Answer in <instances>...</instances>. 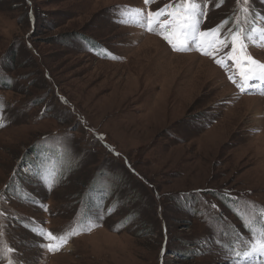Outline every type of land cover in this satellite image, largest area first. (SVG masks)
I'll list each match as a JSON object with an SVG mask.
<instances>
[{
	"label": "rangeland",
	"instance_id": "374dc122",
	"mask_svg": "<svg viewBox=\"0 0 264 264\" xmlns=\"http://www.w3.org/2000/svg\"><path fill=\"white\" fill-rule=\"evenodd\" d=\"M245 1L199 0L198 31ZM169 2L0 0L1 257L232 264L241 203L264 209V84L237 80L220 39L165 44ZM261 39L243 57L264 64Z\"/></svg>",
	"mask_w": 264,
	"mask_h": 264
},
{
	"label": "snow or ice",
	"instance_id": "6c2138e0",
	"mask_svg": "<svg viewBox=\"0 0 264 264\" xmlns=\"http://www.w3.org/2000/svg\"><path fill=\"white\" fill-rule=\"evenodd\" d=\"M145 3H149V0H145ZM175 7L176 10L168 13L171 20L157 21L162 28H171V33L164 34L163 39H165L172 46L173 50H181L188 47L189 40L195 42L197 40V36H199L201 38L199 41L200 50L203 51L205 55H208L209 53L204 51V44H207L209 48H213V46L217 43L219 29L208 30V33L198 31L197 24L199 23V19L204 15L203 8L201 7L199 0H178ZM163 15L164 12L162 11L148 13L147 27L149 31H152L153 29V16L160 17ZM209 34L213 36L212 40L206 39ZM219 43L223 45L226 43V40L221 39L219 40ZM231 49L232 53L231 55H228V59L232 60L237 65L242 78L246 82L252 80L264 82V64H258L251 56L241 58L238 55L239 52L244 50V45L239 33L231 37ZM216 63L222 67L224 66L220 59H217ZM247 65H251L252 67H247ZM256 68L259 69L258 73L255 72ZM229 79H232V77H229ZM238 87L243 88V85H238ZM262 227H264V225H262ZM47 236L51 239H60V237L53 233H47ZM241 242L244 243V241ZM40 246L43 247L42 244ZM47 248L48 251L58 250V247L54 246L51 241L47 245ZM7 251L11 252L13 250L8 249ZM261 257H264V236H262L259 240L253 236L251 240L247 242L246 249L242 252L239 250H233L232 257L230 259L232 260V264H241L242 260L253 261L258 264ZM9 264H13V262L9 260Z\"/></svg>",
	"mask_w": 264,
	"mask_h": 264
},
{
	"label": "trees",
	"instance_id": "16d2710c",
	"mask_svg": "<svg viewBox=\"0 0 264 264\" xmlns=\"http://www.w3.org/2000/svg\"><path fill=\"white\" fill-rule=\"evenodd\" d=\"M237 1H241V0H236V2ZM177 2L178 0H170L169 3L171 4V9H170L171 11L176 10L175 6L177 5ZM252 3H253L252 6H249L247 2L245 1V2H242L240 6H238L236 10H234L233 12L231 9L232 14L230 17V21H228V23L220 27L218 39L226 40V43L223 45H226L227 47L222 48L226 56L229 55V52L230 54L232 53L231 37L237 33L240 34L242 43L244 45V50L242 52H239L238 54L240 55L252 54V51L249 50L247 45L250 42H252L255 38L257 19L258 18L262 19V12H261L262 9L259 7V5L262 6V0H252ZM202 8H203V12L205 13L206 10L204 9V7ZM33 21L36 22L35 14L33 16ZM227 25L232 26L231 30L229 32H221L223 31V27ZM205 33H208V30L205 29ZM160 38L162 39L163 37H160ZM207 38L213 39V36L209 34ZM162 41L165 42V39H162ZM221 69L225 72V69L223 67H221ZM232 199L238 200V198L234 196H232ZM247 203H249V201H247ZM241 206L242 208H239L238 209L239 211L236 210L239 213V214H236V216L239 215L241 217V220L244 223L243 229H239L238 227L235 226L236 228L234 232L237 233L238 231L241 232L245 230L244 233L246 234V236L243 234L241 235L240 232L237 234V236L235 234L233 238V243H234L233 250L234 249L238 250V248H240L241 246L247 247V242H249L253 236H255L257 240H259L262 236H264V227H262V225H264V209H262V207L247 208L246 205H243L242 203H241ZM242 212L243 214H241ZM64 239L66 238L61 236V238L57 240L56 244L61 247ZM241 241H244V243H242ZM186 244L189 245V242H187ZM12 250L13 251L11 252L7 251V253L16 256L15 254L16 251L14 250V248H12ZM167 250L168 249H166L165 251L166 253H167ZM173 252H175V254L179 257H182V256L184 257V255H182L183 251L182 252L173 251ZM9 260H11L13 264H17V262L9 256H5V257L0 256V264H9Z\"/></svg>",
	"mask_w": 264,
	"mask_h": 264
}]
</instances>
